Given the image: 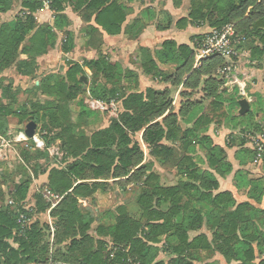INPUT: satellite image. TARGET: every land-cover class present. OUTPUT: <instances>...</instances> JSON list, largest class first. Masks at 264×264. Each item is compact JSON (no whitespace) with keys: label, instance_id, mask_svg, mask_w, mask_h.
<instances>
[{"label":"trees","instance_id":"trees-1","mask_svg":"<svg viewBox=\"0 0 264 264\" xmlns=\"http://www.w3.org/2000/svg\"><path fill=\"white\" fill-rule=\"evenodd\" d=\"M68 4L83 14L89 24L88 36L99 33L98 28L91 25L93 18L108 35L121 34L126 13L115 0H53L54 26L37 23L34 14L42 7L38 0H24L19 14L2 22L1 16L13 10L14 0H0L1 73L16 65L18 75H33L38 68L37 60L56 47V31L65 34L63 52L73 51V33L67 30L68 19L63 15ZM216 13L219 17L215 16ZM207 21L210 29L235 23L238 32L246 39L239 50L245 51L247 43H251V65L264 68V0H192L189 17L180 20L177 26L182 29L189 23L204 25ZM135 22L132 27L139 29L140 22ZM203 36L192 37V47H178L167 41L157 52V58L142 50V70L146 76L179 84L190 73L185 82L188 91L183 93L185 100L180 114L174 113L167 91L148 88L144 93H123L120 88L122 80L126 79L123 78V70L104 55L84 63L91 71L89 86L82 80L83 77L88 78L83 66L72 63L65 73L47 75L34 87L47 100L38 102L29 110L23 106L17 114L11 105L4 104V101L16 100L10 85L5 86L4 81V86L0 85L1 136H7L12 116H16L23 125L34 122L37 128L42 125L47 131L58 130L53 139L47 135L44 139L60 142L66 167L40 168V172H33L28 167V156L23 153L21 159L31 177L48 174L47 184L41 187L49 188L62 197L51 214L56 227V244L67 243L63 263L106 264L110 252L116 249V261L131 259L135 264H166L158 261V257L161 253L171 252L175 257L167 264H196L199 256L205 261L215 253L221 254L228 264H264V209L249 202L238 204L231 192L215 194L220 189L217 175L222 178L229 176L233 172V164L228 161L226 150L214 145L205 135L214 122L221 124L224 120H237L242 134L232 136L226 147L241 148L238 152L241 165L254 164V151L246 148L248 140L242 135L260 126L264 132V117L262 125L254 127L249 122L254 116L253 110L247 116H233L239 100L236 95L227 96L224 89L226 80L216 74L224 65L222 58H208L193 69L194 50ZM89 44L92 46L91 42ZM159 61L175 64V74L167 76L159 68ZM203 77L206 79L202 80ZM201 83L203 98H191L193 90H197ZM86 90L95 99L107 102L121 100L123 110L120 109L118 117H111L107 128L91 136L76 137L74 131L83 120L101 114L91 111L87 104L79 107L76 117L71 112V102ZM254 97L264 112V97L259 93ZM204 100L208 102L209 111L201 115L198 108ZM190 111L191 121L195 123L193 128L184 129L179 117ZM160 119L161 122L158 121ZM140 133H143L150 157L159 159L162 165L171 166L176 176L181 175L182 181L165 183L153 165L144 162L145 154L134 140ZM198 152L202 154L199 156ZM250 175L238 172L237 190L249 200L261 204L264 202V178H251ZM112 178H126L128 183L142 187L138 199L140 218L131 215L125 205L119 206L115 225H99L97 232L101 238H95L89 234L95 219L85 218L79 201L94 200L98 192L105 193L106 182ZM31 182L26 180L14 184L8 192L14 204L0 210V264L37 263L44 261L50 253L49 242L45 241L48 226L39 220H33L29 225L19 221L21 214L31 219L34 217L33 211L25 208ZM34 195L38 204L47 209L50 207L41 194L36 192ZM4 196L5 193L0 191V198L4 199ZM203 228L212 235L211 240L206 234L191 239L190 233L200 232ZM107 238L113 245L110 249L106 246ZM54 256L58 261L56 253Z\"/></svg>","mask_w":264,"mask_h":264},{"label":"crops","instance_id":"crops-1","mask_svg":"<svg viewBox=\"0 0 264 264\" xmlns=\"http://www.w3.org/2000/svg\"><path fill=\"white\" fill-rule=\"evenodd\" d=\"M115 1H117L119 5L123 7L126 13V22L122 27L121 34L117 36L108 35L101 27H99L95 23V18L92 19L91 25L98 28L99 33H95L92 34L91 36H88L87 29L89 24L85 22L83 14L79 11H75L71 5L69 4L66 5L65 12L63 13V15H65L68 19L69 26L66 27L67 30L73 33L74 49L72 52L69 53L63 52L62 45L66 37L63 32L56 31L58 36L56 47L54 49L49 50V53L47 55L37 60L39 65H41V70L42 69L51 70L53 65L49 64V60L53 59L55 61L54 59L55 56L56 59H59L58 61L62 59V56L68 58L71 57L72 60L75 59V57L76 58L84 57L83 59L75 62L83 66V68L87 72L89 84H90L91 71L84 66V63L86 60L87 61L97 60L100 55H104L107 57V60L113 63H117L121 66L124 73L123 78L126 77V79L124 78L122 80V83L125 82L128 83L130 81L133 82L132 83L133 85H134V81H136V84L139 83V85L142 83H148L149 85L147 86L146 90L148 88H152L160 92L167 91L170 94V99L172 100V108L174 109V113L180 114L181 107L185 100L183 93L188 91V88H186L185 86V82L189 77L190 73L186 74L183 77V81L179 84L172 83L171 81H164L161 78L146 76L144 75L142 70V64L144 59L142 50H146L151 56H153V58H157V52H160L162 50V45L167 41L174 42L178 47L181 45H188L192 47L191 38L197 35H201L204 32L202 30L205 27L203 25H192L191 23L187 24L182 29H180L177 26V23L180 20L189 17L192 0H115ZM14 5H15L13 8L14 10H12L6 15L1 16L2 22H6L9 20V18L15 17L22 10V6L17 7L16 2H14ZM16 7L20 9L16 10L15 9ZM48 12L53 13L51 11V7L49 9H43L41 7L34 14L36 21L39 25L54 26L55 14L53 13L54 17H50V20L48 21V19H46ZM135 21L140 22L139 29L132 27V24ZM45 22L46 24L44 25ZM89 42L92 43V46H90ZM158 63H159V68L162 71H164L167 76H173L175 74L177 70V66L175 64H172L170 62L161 63L160 61ZM232 65L234 66L233 71H237L238 67L240 66L239 62L238 64L232 63ZM198 66H196L194 63L193 69L197 68ZM253 67L252 69L254 70ZM256 71L260 73V71L262 70H256ZM216 74L218 78H221L219 77L218 73ZM6 75H7V71H4L3 73L0 72V79H5ZM257 76H259V74H257ZM136 78L139 80V82L138 80H136ZM204 79H206V77L202 78V80ZM6 82L7 81L5 80L4 83ZM252 84L253 86L254 85L256 86L255 80L253 81ZM230 85H237V84L226 82L224 85V89H227L228 87H230ZM245 86L246 84L244 83V80L241 79L240 84L236 86L237 89H233L232 90L233 92L227 93V96L236 95L239 102L243 99L247 100L251 106V110H253L252 106L254 104L251 102L252 94L251 95L249 94L250 92L245 89ZM202 87H203V83H201V86L197 90H193L194 97L192 96L191 98L196 100H200L201 98H203L204 93L202 92ZM146 90L136 91V93H144L146 92ZM130 93L131 92H129L128 94ZM88 94L90 95L89 99H95L91 97L90 92ZM197 96H199V98H196ZM0 98H1V92H0ZM115 101H117L119 104V113H120V109L121 111L123 110L122 101L121 100H115ZM5 103L6 102L4 101V104ZM177 105H179L178 108ZM198 110L201 112L200 113L201 115L204 112L209 111L208 102L204 100L202 103H200ZM239 111H240V106L238 103V107L235 109L233 116L234 117L240 116ZM191 113L192 111H190L189 113L187 112V114L184 117H179V122L180 124L184 125V129L193 128L195 121L194 122L191 121L192 119L190 116ZM109 117L111 116L109 115ZM158 121L161 122L162 119ZM237 125H238L237 120L234 121L224 120L221 124H217L214 122L211 125H209L208 130L205 132V135L211 138L214 145L220 146L221 148H224L226 150L227 159L229 162L233 164V172L229 176L222 178L217 175V179L220 184V189L218 192H215V194L221 192H231L233 196L236 198L238 204L249 202L254 207L264 209V202L261 204L255 203L254 201L249 200L242 191L237 190L236 177L238 175V172L243 171L244 174L251 173L250 175L251 178H259L258 175L264 173L263 171L261 172L260 169H256V167L252 168L251 166L252 164L246 166L240 164V161L238 159V152L241 150L240 147L238 146L237 147L234 146L230 148L226 147V142H229L232 136H237L242 134L240 133L241 131L240 126L237 127ZM108 126L109 124L104 128H107ZM8 133L10 135L12 133L15 134L16 132L9 129ZM140 134L142 135V141H143V133ZM0 139H3L6 143L10 142L5 136L0 135ZM13 141L17 143L16 140ZM13 146L14 145H10L9 143L7 148L9 147L13 148ZM246 148L249 149L248 144L246 145ZM8 161H11L10 157H8L6 161H3L5 163H0V166L1 165L5 166L6 164L9 163ZM155 171H157L162 176L165 183H168V181L164 178L163 174L160 171L156 169ZM174 176H175V172H174ZM32 181L33 183L31 184L32 187H30V189L37 188L38 186L41 187L44 184H47L48 174L39 177H35L32 175ZM5 182H9L12 185V184H18L19 181L17 179L16 174H12V175L9 174L8 176H6L4 173L0 174V184H3ZM37 183L40 185L37 186ZM2 187H4V185ZM238 197L241 198L242 202L238 201ZM200 232H193L196 235H194L191 239H193L194 237L200 234H206L210 240L212 239V235L207 230L204 233H200ZM191 235L192 233H190V237ZM202 256L206 258L205 254H202ZM212 256H215V259L212 262H209ZM204 264H228V263L221 254L215 253L212 254L209 257V259L205 260ZM231 264H235V263H231Z\"/></svg>","mask_w":264,"mask_h":264},{"label":"rangeland","instance_id":"rangeland-1","mask_svg":"<svg viewBox=\"0 0 264 264\" xmlns=\"http://www.w3.org/2000/svg\"><path fill=\"white\" fill-rule=\"evenodd\" d=\"M24 0H14L16 2L17 7H20L22 5ZM15 6V5H14ZM15 8L16 10L18 8ZM20 9V8H19ZM18 9V10H19ZM14 10V9H13ZM248 15V13H247ZM215 16L219 17V14H215ZM50 17H54L53 13L48 12V15L46 19L48 21L50 20ZM47 22V21H46ZM44 23V25L46 24ZM205 28L202 30L204 31L202 35L207 34L211 29L209 28V23L208 21L203 25ZM61 36V35H59ZM63 38V36H62ZM59 46V45H58ZM250 47L251 43H247V46L245 48V51L242 52L239 56V58H235L233 61L230 60H224V65L223 67H220L217 71L222 70L224 67L227 65L229 66L232 64H238L239 62V67L237 71H232L231 72V77L233 75L239 76L240 80H244V83L246 84L245 89L249 91L252 99L251 102L254 104L252 106V109L254 111V116L250 117L249 122L250 124H253V126H258L262 125V120L264 117V112L262 111L263 107L259 106L256 102V98L254 97V94H261L264 97V68L263 69H258L253 67L251 65V57H250ZM59 48V47H58ZM60 49V48H59ZM57 50V48H56ZM74 58V57H73ZM84 57L71 59L65 56H62V59L58 61L59 59H56L55 56V61L53 59L49 60V64H52L51 70L45 69L41 70V65L38 63V68L36 72L31 75L30 77H24L20 76L17 74L16 71V65H14L11 69L6 70L7 75L5 79H0V85L3 87V81H7L5 83V86L10 85V91L13 96L16 97V100L13 101H6L5 104L11 105L13 111L17 114L20 109L23 106L27 107V110H29L32 106L36 105L38 102H43L47 100L46 97L40 94V92H36L34 87L38 86L40 84V81L43 77L50 75V74H56L60 72H66L67 68L72 64V63H77L75 61H79L83 59ZM58 62V63H57ZM62 63V64H61ZM58 64V65H57ZM56 66V68H55ZM254 68V70L252 69ZM234 69V66H233ZM256 70H262L260 73H258ZM254 71V72H253ZM218 73V72H217ZM259 74V76H257ZM219 77L224 78L226 82L233 83L231 79H227L226 75L218 74ZM229 76V75H228ZM128 79V78H127ZM131 79V78H129ZM9 80V81H8ZM136 80H138L136 78ZM255 80L256 86H253V81ZM87 83L89 86V79L87 78ZM139 82V80H138ZM133 82H125L120 84V88L123 90V93L128 94L129 92H136V91H145L147 86L149 85L148 83H142L139 85L136 84V81H134V85L132 84ZM240 84V83H239ZM238 85V84H237ZM237 85H230L227 89H225V93H230L233 92V89H237ZM87 92L81 95L78 99L75 101L71 102L70 105V110L76 117L79 111V107L82 105H86L87 100L89 99L90 95ZM194 97V96H193ZM196 98H199L197 96ZM180 101V99H179ZM205 103V102H204ZM207 104V103H206ZM179 105H177L178 108ZM262 108V109H261ZM119 115V114H118ZM247 116V115H246ZM113 117V116H112ZM116 118V116H114ZM118 117V116H117ZM111 117H109V114H99L96 117L90 118L89 120L85 121L83 120L81 122V126L74 131V134L76 137H82V136H91L94 132L103 129L105 126L110 124ZM30 123V122H29ZM26 123L25 125L21 124L19 122V119L16 116H12L9 118V129L13 130L16 132L15 134H7L5 136L10 142V145H14L13 148H7L8 152V157L11 158V161H8L9 163L6 164L5 166L1 165L0 166V174H5L8 176L9 174H16L18 183H22L26 180H31L32 177L31 174H29L28 170L26 167L22 165L21 158L23 157V153L26 154L29 158L28 162V167L31 169V171H37L40 172V168L46 169L47 167H57V168H64L66 165L63 163L64 158H63V151L60 147V142L59 141H51L47 142L44 139V136H48L49 139H53L54 136H57L58 130L53 132V131H47L44 130L42 125H38L37 128V134L41 138L44 139L46 142V148L43 150L36 149L34 144L31 141H27L24 143H15L13 140L15 136H18L20 132H25L26 126L29 124ZM182 127L184 128V125L181 124ZM19 131V132H17ZM254 135H264V132H262L261 126L259 129H252L250 131H245V135L243 136L249 141L251 136ZM134 140L136 141L135 143H138L140 147L142 148L144 154H145V163H151L154 167V169L160 171L164 178L168 181V184L174 183L175 181H182L181 175L176 176V171L172 170L173 168L169 165H162L159 161V159L151 158L150 157V150L147 148V146L144 144L142 141V135L137 134L134 137ZM13 141V142H12ZM12 143V144H11ZM48 143V145H47ZM228 142H226V145ZM249 145V142H248ZM250 148V147H249ZM251 149V148H250ZM47 152H44L46 151ZM252 150V149H251ZM199 156L202 154L201 152H198ZM180 154L178 159H180ZM252 168L256 167V169H260L261 172H264V161L258 165L252 164ZM175 176H174V172ZM259 178H264V173H261L258 175ZM33 181L31 182V184ZM107 188L105 193L98 192L95 195L94 200H80V206L82 212L85 214V218H94L95 222L92 226V229L90 230L89 234L94 236L95 238H101L98 236L97 229L99 225L103 226H112L115 225L116 223V218H117V208L119 206H126L131 215L135 216L136 218H140V209L138 206V199L142 193V187L140 185H132L131 183H128L126 178L122 179H108L107 182ZM42 184V183H41ZM4 185V187H2ZM14 184H10L9 182H5L3 184H0V190L1 192L5 193L4 199L0 198V210L2 208H5L6 206H11L10 201L11 199L8 196V192L10 189L13 188ZM40 185L37 183V186ZM36 186V187H37ZM32 187V186H31ZM37 188H40L38 186ZM37 188H31L27 202L25 205V208H30L31 211H33L34 217L32 218V221L34 220H39L46 225L48 224V212L49 208L47 209L46 207L38 204L37 198L34 195L35 191ZM33 189V190H32ZM6 190V191H5ZM13 201V200H12ZM238 201L242 202L241 198L238 197ZM55 224V223H54ZM48 226V225H47ZM206 232V229L203 228L200 233ZM46 238L45 241L50 242V236L48 234V228H46ZM196 235L195 233H192L191 238ZM108 241V242H107ZM67 243H64L62 245H59V243L56 244V240L54 241V244L52 245V252L57 254L58 256V262L60 261H65V252H67ZM69 244V243H68ZM110 242L109 238L106 239V246H108V249H110L113 245ZM165 244L163 243V246ZM162 246V245H161ZM17 248L18 246L15 245ZM216 256V255H215ZM215 256H212L209 262H212L215 259ZM175 255L171 253L165 254L161 253L158 257V261H163L166 264L174 258ZM72 261V260H71ZM196 264H204L205 261L204 259L199 256L197 261H195Z\"/></svg>","mask_w":264,"mask_h":264},{"label":"built area","instance_id":"built-area-1","mask_svg":"<svg viewBox=\"0 0 264 264\" xmlns=\"http://www.w3.org/2000/svg\"><path fill=\"white\" fill-rule=\"evenodd\" d=\"M42 4L43 9H49L52 5L53 0H38ZM246 43L245 37L237 30L235 23H229L224 25L221 28L211 29L207 34H204L203 38L198 42L195 47V65H200L204 60L218 56L223 60L233 61L235 58H239L240 54L244 51H240V45ZM233 63V62H232ZM233 71V65L230 64L224 67L222 70L218 71V74L226 75L227 79H231L234 84H239L240 80L236 76L231 77V72ZM229 75V76H228ZM232 83V84H233ZM87 107L94 112L109 114L111 117L118 116L119 114V104L115 100L107 102L102 99H88ZM18 136H15L14 140L17 143H24L31 141L36 149L43 150L46 148V142L43 138L36 133L32 139H28L25 135V132L18 133ZM249 147L254 151V161L255 165H258L263 162L264 159V135H254L249 138ZM9 143H6L3 139H0V161H6L8 159L7 147ZM41 194L43 199L50 204L48 212V234L50 236V253L48 257L41 262L32 263V264H65L58 262L55 259L54 253L51 248L54 244L56 237V227L54 220L52 218V211L58 206L62 197L54 193L52 190L46 187H40L36 191ZM10 205L12 206L14 202L11 200ZM27 211H31L30 208L26 207ZM19 221L23 225H29L32 223V219L28 218L25 214L19 216ZM106 264H135L132 263L131 259L125 261H116V249H113L109 255V261Z\"/></svg>","mask_w":264,"mask_h":264},{"label":"water","instance_id":"water-1","mask_svg":"<svg viewBox=\"0 0 264 264\" xmlns=\"http://www.w3.org/2000/svg\"><path fill=\"white\" fill-rule=\"evenodd\" d=\"M82 80L85 83L87 82L85 77H83ZM239 106H240V111H239L240 116H245L246 114H248L251 111V106H250L249 102L245 99H243L239 102ZM36 133H37V124H35L34 122H30L26 126V130H25L26 137L28 139H32L36 135Z\"/></svg>","mask_w":264,"mask_h":264}]
</instances>
